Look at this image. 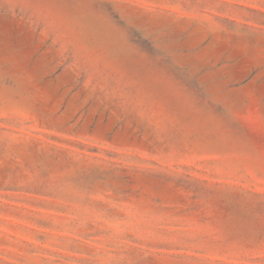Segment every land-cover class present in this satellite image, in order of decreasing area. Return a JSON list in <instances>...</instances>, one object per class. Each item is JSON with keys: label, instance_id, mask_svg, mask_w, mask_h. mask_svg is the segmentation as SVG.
Here are the masks:
<instances>
[{"label": "rangeland", "instance_id": "374dc122", "mask_svg": "<svg viewBox=\"0 0 264 264\" xmlns=\"http://www.w3.org/2000/svg\"><path fill=\"white\" fill-rule=\"evenodd\" d=\"M0 264H264V0H0Z\"/></svg>", "mask_w": 264, "mask_h": 264}]
</instances>
